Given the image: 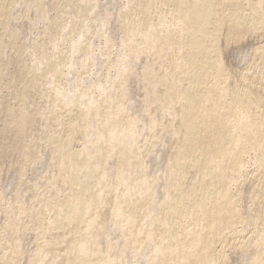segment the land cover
<instances>
[{"label": "bare ground", "instance_id": "obj_1", "mask_svg": "<svg viewBox=\"0 0 264 264\" xmlns=\"http://www.w3.org/2000/svg\"><path fill=\"white\" fill-rule=\"evenodd\" d=\"M118 3L113 40L100 0H0V157L46 171L28 202L0 182V264H264V44L224 60L264 0Z\"/></svg>", "mask_w": 264, "mask_h": 264}, {"label": "rangeland", "instance_id": "obj_2", "mask_svg": "<svg viewBox=\"0 0 264 264\" xmlns=\"http://www.w3.org/2000/svg\"><path fill=\"white\" fill-rule=\"evenodd\" d=\"M100 2H101V6H102V8H107L108 10H109V12L112 14V17H111V21H109V26H107V32H106V34L110 37V38H114V39H118V30H117V25H115V23H113V22H115L114 21V15L116 14V12H117V10H118V6H119V3H118V0H100ZM23 10H25V8H24V6H20V5H18L17 7H16V9H15V12H14V14H13V20H12V18H11V22L12 21H14V18H15V16L18 18V20H17V18H15V21L16 22H18L16 25H18V28H19V26H20V22H21V28L19 29V33L21 34V37H23V38H21V40L22 41H24L25 42V44H30V42L32 41V39H34V38H36L35 37V35L37 34L38 35V31L42 28V24H40V23H36V32L34 31V30H31V32L29 31V21H31L30 19H28V18H22V17H20L19 16V14L20 15H22V13L24 12ZM49 10H50V8H49ZM113 10V11H112ZM32 14H33V12H31V19L32 18H34V19H36L35 18V16H37L38 14H33L34 16H32ZM39 17V15L37 16V18ZM19 19H21V20H19ZM25 19V20H24ZM27 19V20H26ZM113 19V20H112ZM26 21V22H25ZM34 21V20H33ZM37 21V20H36ZM26 24H27V26H26ZM113 24V25H112ZM116 26V27H115ZM22 30V31H21ZM263 33V32H262ZM246 34L247 33H244V36L242 35L241 36V38H242V42H241V38L239 39V41L241 42V44L239 45L238 44V41H236L234 44L232 43L231 45H230V47H228L226 50H225V52H224V58H226V59H224L225 60V64L226 65H228L231 69L233 68V69H236V72L238 71V69H242V68H244L245 67V65L247 64V62L249 61V58H248V56H249V53H250V51H252V50H250V49H252L253 47L252 46H257V45H259L261 42V44H264V35L263 34H261L260 35V33H257V34H250L249 33V36L247 35L246 36ZM259 34V35H258ZM34 35V37H32ZM36 35V36H37ZM252 35H254L251 39H250V37L252 36ZM256 36V37H255ZM258 36H261V37H258ZM32 37V38H31ZM245 37H247V38H245ZM25 38H27V40L29 39V38H31V39H29L28 41H26V39ZM258 38V39H257ZM113 39V40H114ZM256 40V42H255V44H254V41ZM263 39V40H262ZM247 41V42H244V41ZM102 41V40H101ZM261 41V42H260ZM29 42V43H28ZM103 42V41H102ZM258 42V43H257ZM260 42V43H259ZM243 43V44H242ZM100 44V43H99ZM254 44V45H253ZM252 45V46H251ZM234 46V47H233ZM243 48L244 47V49L245 50H241V51H239L240 53H238V54H234L233 52H232V50L234 49V48ZM249 47V48H248ZM231 48V49H230ZM226 52H227V55H226ZM248 52V53H247ZM139 54V56H140V58L143 56V54H141L140 52L138 53ZM233 54V55H232ZM232 55V56H231ZM248 55V56H247ZM247 56V57H246ZM145 57V58H144ZM139 57H135V59H137L136 61H138V63L134 60V62H133V64H134V66H137L138 64H139V66L141 65V63L140 62H142V65H141V67H134V69L135 70H140L141 68H143V66H144V63H145V61H146V55H144L142 58H143V60H142V58L140 59ZM246 58H248V61H247V59ZM244 60H246V62L244 61ZM140 61V62H139ZM144 62V63H143ZM135 63H136V65H135ZM241 63V64H240ZM245 64V65H244ZM232 65H233V67H232ZM238 65V66H237ZM244 66V67H243ZM235 67V68H234ZM138 68V69H137ZM238 68V69H237ZM134 82V83H133ZM136 83H138L139 84V82H137V81H132V82H130L129 84H131V86H130V93H132V95H131V98H132V96H133V101L136 103V108H135V106L134 105H132L131 106V109H132V107H134L133 109H135V110H131V112L132 113H134V114H137V111H136V109L139 107H141V103H139V101H140V99L142 98V92H141V86H140V84L138 85H136ZM134 84V85H133ZM136 85V86H135ZM139 88H140V90H139ZM135 89V90H134ZM141 95V96H140ZM139 98H138V97ZM138 99H137V98ZM134 99H136V100H134ZM137 101V102H136ZM140 102H142V99H141V101ZM138 103V104H137ZM140 104V106H137V105H139ZM139 108H138V110H139ZM133 111H135V112H133ZM139 112V115L141 116L142 114V112H141V109L138 111ZM138 115V114H137ZM138 115V116H139ZM140 118H142V117H140ZM39 126H43V124H42V122H40L39 120H38V118L36 119V122H35V127H36V131H41V127H39ZM16 149V150H15ZM14 151H16V152H14ZM8 152V153H7ZM4 153H6V154H4ZM14 153V154H13ZM18 153H19V151H18V149L17 148H11L9 151L8 150H5V152H3L2 154H1V157H0V182L2 183V188L4 189H2V192L5 194V201L6 202H8V200H10V201H12V197H14L15 195H18V196H20L21 198H23V201H24V199H25V201L26 202H28L29 200L27 199L28 197H29V193L30 192H33V190L31 189L32 188V185H39V187L40 188H42V187H44L45 185H44V183H41V181L42 180H44L42 177V175L41 174H44L45 172H44V170L45 169H43V167H40V169H38L37 171L38 172H36V174L35 175H30V174H27V176L26 175H24V177H21V175H20V172H19V165H18V162H17V156H18ZM16 155V156H15ZM7 157V158H5V157ZM4 158V159H3ZM3 164H2V163ZM6 162V163H5ZM3 166V167H2ZM13 166V167H12ZM2 167V168H1ZM2 169V170H1ZM3 171V172H2ZM14 171V172H13ZM42 171V172H41ZM17 174V175H16ZM39 175V176H38ZM18 176V177H17ZM29 176V177H28ZM27 177V178H26ZM21 178V179H20ZM24 178V179H23ZM33 179H34V182H32L33 181ZM40 179V181H38ZM23 181V182H22ZM4 182V183H3ZM16 182H18V183H16ZM29 182H31V183H29ZM36 182H38V184L36 183ZM43 182V181H42ZM29 183V184H28ZM34 183V184H33ZM23 184H25V185H23ZM21 185V186H20ZM22 185H23V188H21L22 187ZM44 185V186H43ZM26 191V193L23 191ZM27 189V190H26ZM29 189V190H28ZM19 190V191H18ZM21 191V192H20ZM16 193V194H15ZM19 193V194H18ZM27 193H28V195H27ZM15 194V195H14ZM24 194V195H23ZM10 197H9V196ZM12 195V196H11ZM27 195V196H26ZM1 218H0V224H2V225H0V227H4V225H5V222L6 221H4L5 219H4V217L3 216H0ZM3 218V219H2ZM2 221V222H1ZM27 232V234L25 233L24 234V236H23V240H24V242H26V243H24V245H25V248H24V250H26V253H29V251L30 250H32L31 249V247H32V242H33V238H32V234H30V231L28 230V231H26ZM26 237V238H25ZM27 239H28V242H27ZM28 245L30 246V247H28ZM27 246V247H26ZM26 253H24L25 255H29V254H26ZM230 253L231 252H229V256H230V260L231 261H234V259L236 258L235 256L233 257V254L231 253V255H230ZM231 256L233 257V260H232V258H231ZM237 259V258H236ZM235 259V260H236ZM236 262V261H235ZM238 263H243L242 262V260L240 261V260H237V262H236V264H238Z\"/></svg>", "mask_w": 264, "mask_h": 264}]
</instances>
